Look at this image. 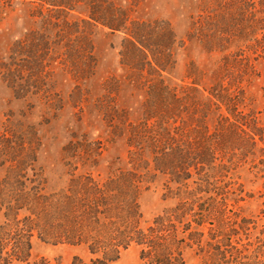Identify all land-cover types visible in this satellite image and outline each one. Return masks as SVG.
<instances>
[{
	"label": "rangeland",
	"instance_id": "rangeland-1",
	"mask_svg": "<svg viewBox=\"0 0 264 264\" xmlns=\"http://www.w3.org/2000/svg\"><path fill=\"white\" fill-rule=\"evenodd\" d=\"M164 127L216 149L219 190L256 221L243 242L264 240V0H0V177L53 192L133 171L147 226L178 201ZM141 251L114 264H148Z\"/></svg>",
	"mask_w": 264,
	"mask_h": 264
},
{
	"label": "trees",
	"instance_id": "trees-1",
	"mask_svg": "<svg viewBox=\"0 0 264 264\" xmlns=\"http://www.w3.org/2000/svg\"><path fill=\"white\" fill-rule=\"evenodd\" d=\"M130 36L144 47L137 31ZM162 130L178 201L147 226L133 171L105 180L72 177L53 192L19 177H0V264H65L61 256L34 258L35 237L86 252L73 254L69 264H114L132 244L142 247L141 259L148 264H185L184 248L194 245L204 255L200 264H264V240L242 238H249L256 221L230 207L228 192L219 190L216 169L223 163H217L216 149L211 144L203 151L189 149V140L175 128Z\"/></svg>",
	"mask_w": 264,
	"mask_h": 264
}]
</instances>
